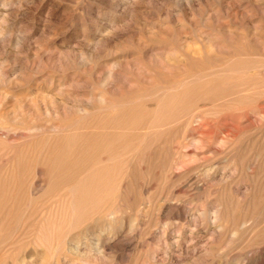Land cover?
<instances>
[{
    "label": "rangeland",
    "instance_id": "obj_1",
    "mask_svg": "<svg viewBox=\"0 0 264 264\" xmlns=\"http://www.w3.org/2000/svg\"><path fill=\"white\" fill-rule=\"evenodd\" d=\"M0 264H264V0H0Z\"/></svg>",
    "mask_w": 264,
    "mask_h": 264
},
{
    "label": "bare ground",
    "instance_id": "obj_2",
    "mask_svg": "<svg viewBox=\"0 0 264 264\" xmlns=\"http://www.w3.org/2000/svg\"><path fill=\"white\" fill-rule=\"evenodd\" d=\"M198 96V95H197ZM181 104V103H180ZM185 108V107H184ZM187 118V117H186ZM198 119V118H197ZM110 151V150H109ZM104 157V156H103ZM125 160V159H124ZM71 164V163H70ZM68 165V164H67ZM66 167V166H65ZM90 173V172H89ZM77 205V204H76Z\"/></svg>",
    "mask_w": 264,
    "mask_h": 264
}]
</instances>
